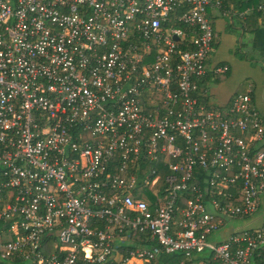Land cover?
I'll return each instance as SVG.
<instances>
[{"label": "built area", "instance_id": "built-area-1", "mask_svg": "<svg viewBox=\"0 0 264 264\" xmlns=\"http://www.w3.org/2000/svg\"><path fill=\"white\" fill-rule=\"evenodd\" d=\"M222 7L0 0V264L264 254V221L234 228L264 199L263 120L250 91L223 111L196 98L228 71L207 64ZM236 13L264 17V0Z\"/></svg>", "mask_w": 264, "mask_h": 264}, {"label": "crops", "instance_id": "crops-1", "mask_svg": "<svg viewBox=\"0 0 264 264\" xmlns=\"http://www.w3.org/2000/svg\"><path fill=\"white\" fill-rule=\"evenodd\" d=\"M223 1H227L228 5L223 4L222 9H211L208 12L214 32V44L207 64L209 68L226 65L228 71L218 77L211 74L206 76L199 85L197 95L201 100H206V106L216 108L227 106L236 93L250 91L253 105L260 114L264 127V17L251 16L242 20L237 16L236 12L240 8L234 6V1ZM259 1L249 2L246 6ZM262 215L264 216V199L255 215L243 225L256 221L255 227L260 226L264 220L261 219ZM253 264H264V256L257 257Z\"/></svg>", "mask_w": 264, "mask_h": 264}, {"label": "trees", "instance_id": "trees-1", "mask_svg": "<svg viewBox=\"0 0 264 264\" xmlns=\"http://www.w3.org/2000/svg\"><path fill=\"white\" fill-rule=\"evenodd\" d=\"M232 1H234L233 3H234V6L235 7H238V8H240V9H244V7L246 6V4H248L249 2H253V1H256V0H232ZM260 1H262V0H260ZM223 4H224V6H227L228 5V2L227 1H223ZM251 16H255V17H259L260 16V14H251L250 16H248V17H251ZM227 74V73H226ZM201 84V82L199 83V85ZM239 94H244V92H242V91H240V92H238ZM238 93H236V94H238ZM196 98L198 99V101L200 102V103H202V104H205L206 103V100H201L200 98H199V95H197L196 94ZM205 102V103H204ZM230 103V102H229ZM229 103H228V105H229ZM206 105V104H205ZM228 105L227 106H217L215 109H218V110H226L227 109V107H228ZM208 106V105H207ZM262 256H264V254H262V255H260V257L259 258H261ZM257 259V258H256Z\"/></svg>", "mask_w": 264, "mask_h": 264}, {"label": "rangeland", "instance_id": "rangeland-1", "mask_svg": "<svg viewBox=\"0 0 264 264\" xmlns=\"http://www.w3.org/2000/svg\"><path fill=\"white\" fill-rule=\"evenodd\" d=\"M9 2L11 3L12 0H9ZM213 52V51H212ZM212 52L210 53V55L212 54ZM209 55V57H210ZM260 62V61H258ZM261 67H263L262 65H260ZM261 219L263 220L264 219V216L262 215L261 216ZM261 220V221H262ZM264 221V220H263ZM237 225H242V222H236V223H232L231 226H237ZM257 225V222H247L246 223V226H237V227H234V228H247V227H255Z\"/></svg>", "mask_w": 264, "mask_h": 264}]
</instances>
